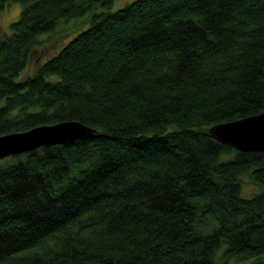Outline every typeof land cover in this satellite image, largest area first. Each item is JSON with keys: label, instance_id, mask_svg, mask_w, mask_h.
Masks as SVG:
<instances>
[{"label": "trees", "instance_id": "16d2710c", "mask_svg": "<svg viewBox=\"0 0 264 264\" xmlns=\"http://www.w3.org/2000/svg\"><path fill=\"white\" fill-rule=\"evenodd\" d=\"M19 1L0 136L96 131L0 160L3 264H264V151L209 132L264 112V0ZM63 25L74 35L19 77Z\"/></svg>", "mask_w": 264, "mask_h": 264}, {"label": "water", "instance_id": "95a60500", "mask_svg": "<svg viewBox=\"0 0 264 264\" xmlns=\"http://www.w3.org/2000/svg\"><path fill=\"white\" fill-rule=\"evenodd\" d=\"M95 128L81 121L66 120L11 132L0 136V159L48 145H69L78 139H90ZM218 142L237 151H264V112L238 120L217 123L209 128Z\"/></svg>", "mask_w": 264, "mask_h": 264}, {"label": "rangeland", "instance_id": "374dc122", "mask_svg": "<svg viewBox=\"0 0 264 264\" xmlns=\"http://www.w3.org/2000/svg\"><path fill=\"white\" fill-rule=\"evenodd\" d=\"M133 0H115L114 4L112 5V10L119 9L125 6L127 3ZM19 0H11L6 7L0 11V36L9 35L12 30L10 28V24L13 21H16L19 18L21 9L23 5ZM76 28L71 25H63L60 26L57 31L53 34L46 35L42 38V42L38 45L37 48L32 52L29 60L28 66L22 71L19 77H22L28 73H32L37 66H39L42 62L46 61L50 55L55 54L64 43L74 35ZM2 160V159H0ZM244 193L246 195H252L257 193L260 190V187L257 184H254L250 181L249 178H244ZM239 262H235L232 259L231 264H247L252 259H244L238 260ZM227 262V263H229ZM4 261L0 260V264H3Z\"/></svg>", "mask_w": 264, "mask_h": 264}]
</instances>
